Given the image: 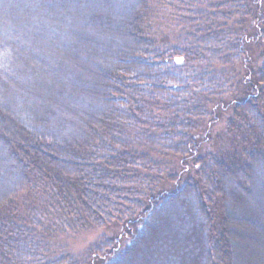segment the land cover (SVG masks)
I'll use <instances>...</instances> for the list:
<instances>
[{
	"label": "trees",
	"instance_id": "obj_1",
	"mask_svg": "<svg viewBox=\"0 0 264 264\" xmlns=\"http://www.w3.org/2000/svg\"><path fill=\"white\" fill-rule=\"evenodd\" d=\"M0 174V264H264V0H0Z\"/></svg>",
	"mask_w": 264,
	"mask_h": 264
},
{
	"label": "rangeland",
	"instance_id": "obj_2",
	"mask_svg": "<svg viewBox=\"0 0 264 264\" xmlns=\"http://www.w3.org/2000/svg\"><path fill=\"white\" fill-rule=\"evenodd\" d=\"M88 2H90L91 0H87ZM93 1V0H92ZM115 11H118V9H115ZM103 16V15H101ZM105 17V16H104ZM162 18L161 20V25L163 26V30L168 33H173V36L174 34L176 33V30L177 28L175 29V24H177L176 20L174 21V18L172 16V14H169V12H165L163 14V16H160ZM108 18L107 20L110 21L112 24H116V20H112L111 17ZM86 23H88L86 21ZM89 24V23H88ZM105 26V25H104ZM95 28L97 26H94ZM97 29V28H96ZM100 29H102V24L101 25H98V29H97V32L101 31ZM92 31H96V30H93L91 29ZM115 30V27H112V31ZM91 31L88 29L86 31V35L84 36H81V38L79 39L81 42H83L85 39H101L100 37L98 38L97 34H92L90 33ZM112 34H105L104 36V39L102 40H99V41H105L106 39L109 38V36H111ZM110 46V45H108ZM103 49H105L106 47H102ZM176 57H182L183 56H176ZM175 57V58H176ZM183 60H185L183 58ZM185 61H183L182 64H184ZM180 64V65H182ZM85 71L88 72L90 71V67H86L85 68ZM69 74H64L63 76L66 77L68 76ZM68 81L66 80V82L62 83V82H59L57 84H48V83H45V84H39V87H40V91L37 92L35 89L33 88H30V91L34 92L35 94L39 93V95L41 97H45L47 96L48 98H51L53 101H57L60 105H62L63 107H65L66 109L68 110H75V109H78L79 111H81V113H86V114H91L96 108L94 107L91 108V106L89 105V103L86 101H82V100H77L75 101L72 97L73 94L71 93H61L60 94V89H65V88H88V89H92L94 88V84H92L90 82V80L87 79V77L83 76L82 78H78L77 76H72L70 75V77H68ZM76 81V82H75ZM62 85V86H61ZM63 87V88H62ZM96 87V85H95ZM6 99H9L12 98L11 94L9 92L6 91ZM93 102V101H92ZM94 103V102H93ZM263 174V173H262ZM1 175V174H0ZM10 183V180L9 181H5V180H1V176H0V188L2 187H7ZM256 192L257 193H261L262 196L259 199V205H258V212L261 214H264V176L262 175L260 178H259V182H258V185H257V188H256ZM247 216V215H246ZM257 216H255L256 218ZM110 232L107 231L106 229H96V230H91V231H87V232H82V233H79L78 235H75V236H70V237H67L65 239V244L68 246V249L70 250V252L76 256H83L87 249L89 248V246L94 243L101 235L105 234V235H110L109 234ZM242 234L246 237L244 239L245 242H256L257 244L258 243H264V236L260 234V232H258L257 230H248L246 231H242ZM261 239V240H259ZM260 241V242H259ZM144 257V256H143Z\"/></svg>",
	"mask_w": 264,
	"mask_h": 264
},
{
	"label": "water",
	"instance_id": "obj_3",
	"mask_svg": "<svg viewBox=\"0 0 264 264\" xmlns=\"http://www.w3.org/2000/svg\"><path fill=\"white\" fill-rule=\"evenodd\" d=\"M183 58L182 57H177V58H175V62H176V64L177 65H180V64H182L183 63Z\"/></svg>",
	"mask_w": 264,
	"mask_h": 264
}]
</instances>
